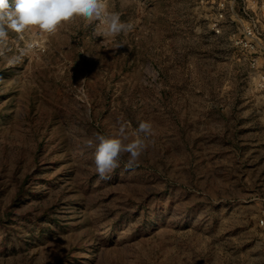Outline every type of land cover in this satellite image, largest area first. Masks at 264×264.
Wrapping results in <instances>:
<instances>
[{
	"label": "rangeland",
	"instance_id": "374dc122",
	"mask_svg": "<svg viewBox=\"0 0 264 264\" xmlns=\"http://www.w3.org/2000/svg\"><path fill=\"white\" fill-rule=\"evenodd\" d=\"M106 4L130 32L78 17L0 45V264H249L264 91L234 41L264 35V0ZM141 121L138 167L99 179L87 141Z\"/></svg>",
	"mask_w": 264,
	"mask_h": 264
},
{
	"label": "clouds",
	"instance_id": "9594fccd",
	"mask_svg": "<svg viewBox=\"0 0 264 264\" xmlns=\"http://www.w3.org/2000/svg\"><path fill=\"white\" fill-rule=\"evenodd\" d=\"M85 21H99L105 36L116 37L128 33L133 24L121 20L120 13L110 12L106 0H0V45L4 44L9 32L23 34L36 28L45 34H55L67 23L76 18ZM124 46L117 43L116 48ZM128 125L121 123L112 135L95 134V168L99 179L110 178L109 174L120 166L122 154L127 153L125 170H135L142 153L147 148V140L153 135V125L141 121L132 133L135 139L129 140ZM249 264H264V239H258L249 250Z\"/></svg>",
	"mask_w": 264,
	"mask_h": 264
},
{
	"label": "built area",
	"instance_id": "2783aa9c",
	"mask_svg": "<svg viewBox=\"0 0 264 264\" xmlns=\"http://www.w3.org/2000/svg\"><path fill=\"white\" fill-rule=\"evenodd\" d=\"M220 33V29L215 31ZM234 45L240 50L249 52L248 68L249 79L259 91H264V35L253 27H245L236 35ZM261 61V62H259ZM261 209L258 225L264 228V198L260 199Z\"/></svg>",
	"mask_w": 264,
	"mask_h": 264
}]
</instances>
